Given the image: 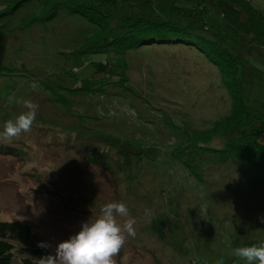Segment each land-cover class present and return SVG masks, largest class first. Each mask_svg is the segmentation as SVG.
<instances>
[{"label":"rangeland","instance_id":"374dc122","mask_svg":"<svg viewBox=\"0 0 264 264\" xmlns=\"http://www.w3.org/2000/svg\"><path fill=\"white\" fill-rule=\"evenodd\" d=\"M129 1L123 3L124 10L129 9ZM131 1L134 4L140 2ZM210 1L205 0L204 3ZM225 1L243 10L240 15L244 23L240 26L254 35L256 40L253 41H264V0ZM173 2L151 0V4L159 10ZM23 6L33 13L28 3ZM58 13L61 14V11ZM1 18H8L7 24L15 23V19L24 21L19 13ZM56 18L57 23L49 22L53 27L60 23L59 17ZM208 21L218 25L222 32L226 30L232 37H245L242 31L236 35L216 12L210 15ZM61 23L63 26L79 27L76 21L64 20ZM74 28L69 33L77 40ZM16 30V33H21L23 27ZM26 32L30 33V30ZM52 32L60 36V41L51 44L50 53L63 46L74 48L72 41L61 40L70 38L68 33L58 28ZM9 40L12 38L9 37ZM251 45L256 46L253 42ZM88 46L89 43L82 44L83 48ZM259 46L252 48L248 54H242L248 68L243 92L247 103L252 99H264V43ZM16 47L21 45L14 46L12 52ZM95 62H106L105 67L124 76L125 84L117 87L116 96L109 95L104 89L87 96L85 102H78L81 97L77 95V103H73L77 109V126L74 129L82 133L77 135L80 141L85 144L91 142L90 149L89 146L85 149L94 152L95 157L102 158L106 163L113 162V151L115 154L120 152L123 144L143 149L144 154L131 170V174L136 175L131 181L123 183L121 174L125 175V172L110 169L114 173L109 176L108 172L88 162L85 152L74 154L75 151L65 144L67 128L50 133L48 137H43L41 129H34V132L21 134L14 140L13 147L16 149L11 147L9 152L0 153V220H28L37 241L48 244V249L54 254L59 242L69 239L80 231L83 222L100 214L102 205L121 201L136 219V236L127 239L120 254L115 257L116 264H193L190 262L194 260L197 264H216L221 258L224 264H245L231 252L235 247L264 242V231L260 225L259 228L249 229L260 223L259 217L264 215V185L249 184L254 178L247 176L235 159L232 162H217L210 168L212 171L198 170L192 174L173 162L174 158L169 155L170 150L187 136L186 133H192L195 128H208L214 120L229 113L231 99L217 68L199 51L179 43L108 52L87 50L77 54V64L72 66L79 70V77L89 73L97 65ZM11 65H20L25 70L12 75L11 71L15 70ZM43 68L49 70L52 67L40 58L37 62L23 64L0 60V72H5L0 74V124L10 119L9 115L14 118L19 114V108L13 109L17 103L8 99L14 95L17 99H30L39 105L33 127L43 124L53 129L60 128L62 117L75 121L76 111L72 105L58 107L55 101L49 100L41 83L28 76L33 73L42 81L40 73ZM58 81L61 80L48 76L42 84ZM233 90L234 87L231 92ZM251 104L255 108L260 106L259 102ZM82 106H93V111L85 113ZM95 133L102 141L95 140ZM100 133L103 135L98 137ZM173 140L176 144H172ZM212 142L211 145L218 144L219 140ZM108 167L117 168L114 162ZM72 174L73 177L68 180L73 183L61 188L59 182ZM112 180L117 181V190ZM90 182L95 191L89 195L91 202L77 206L72 200L68 201V195L64 197L75 192L73 196L77 198L76 184L83 188ZM85 190L88 192V188ZM145 209L151 211L150 216L145 215ZM235 224L243 228L241 232L235 231ZM155 228L158 233L166 234L167 243H173V248L154 235L156 233L152 231ZM244 229L246 231L242 234Z\"/></svg>","mask_w":264,"mask_h":264},{"label":"trees","instance_id":"16d2710c","mask_svg":"<svg viewBox=\"0 0 264 264\" xmlns=\"http://www.w3.org/2000/svg\"><path fill=\"white\" fill-rule=\"evenodd\" d=\"M126 1L0 0V60L23 64V62H37L40 58L42 62L49 64L52 68L49 70L43 68L40 76L43 80L50 76L51 79L61 80L60 82H49L43 85V80H39V77L35 78L33 73L28 76L41 83V87L43 86L48 98H50L49 100L55 101L58 107L63 106L65 108V105H72V109L76 111L74 112L75 121L71 122L65 117L59 120L60 128L55 127L56 129H53L40 123L42 126H34L30 132H34V129H41V132L44 133L43 137H48L50 133L61 132L67 128L68 136L65 144L71 151H75L74 154L78 155L85 152L86 160L99 167L100 170L108 172L109 176L114 173L110 169H116L121 173H126L125 175L121 174L123 183L126 180L131 181L132 177L136 175L131 174V170L136 167L137 159H140L144 154L143 149L131 144H123L120 152L115 154L113 151L111 161L115 163L117 168H109L108 165H113V162L107 161L106 163L102 158L95 157L94 152L85 149L91 142L85 144L80 141L77 135L82 133L76 132L74 129V126H77V109L73 107V103H77V95L81 97L78 102H85L87 96L95 95L104 89L108 90L109 95L116 96L114 92L119 91L117 87L125 84L124 76H120L114 70L105 67L106 62H95L97 65L89 73H83L78 77L79 70L72 65L77 64V54L87 50L108 52L136 49L152 44L179 43L187 46L188 49L192 48L199 51L217 68L222 84L230 96L231 108L229 113L218 120H214L210 127L195 128L192 133H186L187 136L182 138L178 144L174 143L173 140L172 144L176 145L170 150L171 159L174 158L173 162L183 166L192 174L194 172L196 174L198 170L201 172L204 170L212 171L210 168L215 166L217 162H232L235 159L244 168V173L254 178V181L249 184L258 185L260 183L264 185V99L251 100V102L260 103V106L256 108L251 102L244 101L243 92L247 84L245 75H247L248 68L245 57L242 55L244 52L248 54L254 47L259 48V44L264 43V41L255 43L253 41L256 40L254 35L245 32L243 27L241 28L240 25L244 23L241 18V11L243 10L225 0H211L210 2L213 1V3H204L205 0H188L194 3H187L186 0L179 2L174 0L170 6L164 9L160 8L161 10L155 8L151 4V0H140L138 4H134L135 2L130 0L129 9L124 10L123 3ZM25 3H28V7L32 8V14L27 7L23 6ZM59 11L61 14L58 13ZM213 12L220 15L236 35L242 31L245 37L242 39L232 37L226 30L222 32L218 25L209 22L208 19ZM16 13H19L22 16L20 19L24 21L15 19V23L7 24L8 18H1V16ZM56 17H59L60 23L58 22L57 27H53L50 23H57L55 22L57 21ZM64 20L76 21L79 27L63 26L61 21ZM20 27H23V30L21 33H16V29ZM57 28L68 33L70 38L64 37L61 40L72 41L73 49H67L62 45L63 48L59 47L50 53L52 52L51 44L60 41V36L52 32L53 29ZM73 28L77 30V40L71 38L69 33L71 30L73 31ZM28 30L31 34L26 32ZM42 30L45 32H41ZM6 31L9 33L6 34ZM9 37L12 38L11 41ZM252 42L256 46L251 45ZM88 43V48L91 49L82 47V44ZM17 44L21 47H16V50L12 52ZM60 56L62 59H59ZM11 68H14L15 71L3 69L11 71L12 75L23 73L25 70L20 65H11ZM51 69L55 71H51ZM0 74H5V72L2 70ZM233 87L234 92H231ZM50 94L51 96H49ZM18 99L26 98L18 97ZM44 102L47 101L44 100ZM82 107L85 113L93 111V106ZM17 108H19V113L24 111L21 104H17L13 109ZM8 117L11 119L12 114ZM6 121L3 120L0 124L1 130H3ZM101 135L103 134L100 133L98 137ZM55 136L58 137L57 134ZM214 139H218L219 143L211 145ZM14 140L11 143L0 144V153H7L11 147L14 148ZM77 140L79 141L77 142ZM95 140H98L97 137ZM82 144L84 146H81ZM88 148L90 149V146ZM122 152L124 153L122 154ZM98 154L102 155L99 152ZM71 177L73 174L70 177H64L59 182L61 188L69 187L73 183L68 180ZM77 179L79 180V177ZM77 179L75 178L74 181L77 182ZM112 181L115 190H117V181ZM75 187H77V198L73 196L75 192L68 193L64 195V197L68 195V201L72 200L73 203H77V206L80 203L91 202L89 195L95 193L91 182L83 188H80L78 184ZM87 188L88 192L85 190ZM93 198L95 199L96 196L93 195ZM81 211H83L82 208ZM259 225L264 231V223L262 222L249 229L259 228ZM234 227L236 232H241L243 229L237 224ZM245 231L244 229L242 234ZM152 232L156 233L154 235L158 239H162L163 243L173 248V243H167L166 234L158 233L156 228ZM39 244L40 242L37 241L33 227L28 220H0V264H38L40 257L52 253L48 247H40Z\"/></svg>","mask_w":264,"mask_h":264},{"label":"clouds","instance_id":"9594fccd","mask_svg":"<svg viewBox=\"0 0 264 264\" xmlns=\"http://www.w3.org/2000/svg\"><path fill=\"white\" fill-rule=\"evenodd\" d=\"M9 102L23 106L24 111L8 119L0 131V142L11 143L22 133H28L36 121L39 105L30 99L10 96ZM145 215L151 211L145 209ZM264 223V216L259 217ZM136 219L131 216L128 206L121 201H111L101 206L100 214L82 223L79 232L58 243L54 254L38 259V264H116L118 256L129 237L136 236ZM40 247L49 245L40 242ZM231 255L245 264H264V242L232 249ZM193 264H197L194 260ZM216 264H224L223 258Z\"/></svg>","mask_w":264,"mask_h":264}]
</instances>
